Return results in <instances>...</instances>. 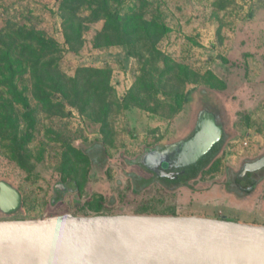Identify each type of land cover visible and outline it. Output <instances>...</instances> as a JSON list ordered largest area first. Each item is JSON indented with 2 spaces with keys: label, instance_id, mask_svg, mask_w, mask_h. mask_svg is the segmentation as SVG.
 <instances>
[{
  "label": "rangeland",
  "instance_id": "rangeland-1",
  "mask_svg": "<svg viewBox=\"0 0 264 264\" xmlns=\"http://www.w3.org/2000/svg\"><path fill=\"white\" fill-rule=\"evenodd\" d=\"M122 1L110 0L109 9L122 14L138 11L147 21L159 17L169 32L156 39H133L127 46L95 48L105 21L94 22L92 8L82 12L86 19L82 49L78 54L60 53L58 66L69 78L82 68L107 70L113 110L101 124L94 121L91 109L83 114L54 96L44 109L38 108L34 140L25 146L27 168L12 159L8 143L0 138V183L13 186L22 200L17 211H0V221L95 215L89 203L99 200L102 214L174 211L264 225V179L248 198L228 189L245 157L255 159L264 153V0ZM101 4L96 2L93 8ZM22 28L35 29L67 48L59 0H0V32L14 36ZM148 72L168 89L184 90L187 101L181 112L166 105L159 114H150L118 104ZM208 73L221 84L210 87ZM33 105L37 108L38 103L34 100ZM206 114L221 129V140L226 138L214 161L189 188L167 192L156 179L149 187L138 186L135 194L137 179L153 176L140 163L145 155L196 136ZM19 125L22 135L25 125ZM98 142L103 148L95 146ZM88 149H93L91 163L82 157ZM67 153L73 157L82 190L59 195L55 188L66 175Z\"/></svg>",
  "mask_w": 264,
  "mask_h": 264
},
{
  "label": "trees",
  "instance_id": "trees-1",
  "mask_svg": "<svg viewBox=\"0 0 264 264\" xmlns=\"http://www.w3.org/2000/svg\"><path fill=\"white\" fill-rule=\"evenodd\" d=\"M59 1L62 29L67 48L49 40L43 33L35 29L22 28L16 31L14 36L0 32V138L8 143L7 148L11 152L12 159L23 168H27L28 165L25 146L34 140L38 108L41 110L43 106L48 105L54 96L61 97L68 106L77 108L83 114L91 109L94 121L101 124H106L113 110V103L108 100L113 88L110 85L111 78L107 70L82 68L77 71L74 78H69L58 66L60 53L69 51L78 54L82 49L86 20L83 18L82 12L85 9L92 8L91 16L94 22L105 21L103 30L95 38V48L115 45L127 46L133 39L140 40L143 36L147 39H156L169 32L168 26L159 21V17L155 16L152 21H147L144 19V15L138 11L133 14H122L119 9H109L110 0ZM96 2H102L103 6L101 4V7L94 9ZM166 72L168 73V71ZM167 73H164L163 76ZM208 75L207 82L210 87H217L221 84V80L216 75L213 73H208ZM162 82L160 79L156 80L148 72L137 85L131 87L118 104L125 109L138 108L150 114H159L161 108L166 105L181 112L187 101L184 90L168 89ZM5 94L10 97H6ZM34 100L38 103L37 108L33 105ZM18 107L22 109L21 116H18L21 114ZM21 122L25 125L22 135L18 132ZM225 139L224 136L216 143L211 153L200 163L192 168L180 170L177 178L165 179L155 174L146 179L138 178V184L133 192L137 194L138 186L146 187L148 185L149 187L156 179H159L167 192H172L171 189L174 188H189L190 182L196 179L220 153ZM102 143L98 142V145L95 146L102 147ZM71 151L75 152L76 150L71 149ZM91 151L93 149H88L83 153V160H88L91 163ZM72 158V155L68 154L63 160L66 175L55 188L59 195L63 193L62 186L66 187L68 193L72 189L79 192L82 190L81 181H78V171ZM140 163L143 167L145 166L142 161ZM89 208L91 211L101 214L103 205L97 200L94 203H89ZM143 214H150V212L145 211ZM163 214L178 215L174 211Z\"/></svg>",
  "mask_w": 264,
  "mask_h": 264
},
{
  "label": "water",
  "instance_id": "water-1",
  "mask_svg": "<svg viewBox=\"0 0 264 264\" xmlns=\"http://www.w3.org/2000/svg\"><path fill=\"white\" fill-rule=\"evenodd\" d=\"M198 127L196 136L182 144L175 170L160 171L164 155L146 157V166L162 178L175 179L180 170L196 164L222 138L210 114ZM21 202L13 186L0 183L1 212L11 214ZM0 264H264V225L147 214L0 221Z\"/></svg>",
  "mask_w": 264,
  "mask_h": 264
},
{
  "label": "flooded vegetation",
  "instance_id": "flooded-vegetation-1",
  "mask_svg": "<svg viewBox=\"0 0 264 264\" xmlns=\"http://www.w3.org/2000/svg\"><path fill=\"white\" fill-rule=\"evenodd\" d=\"M194 137L195 136L192 135L188 139H185L178 143L165 145L161 148H157V149H153L149 151L145 155L144 159L142 160V163L145 165L143 167V165L141 164L142 167L144 169H147L150 173L155 174L158 177L162 178L161 175H159L157 172H154L152 169L146 166L145 158L146 157L148 158L149 156L154 155V154L155 156L156 155L157 156L159 155L167 156V160H163L161 162L159 169L161 172L173 171V169L174 170L176 169V165H177L176 162L179 159V156L181 154L183 155V152H181L183 150L182 144L189 142ZM214 145L209 149V151L206 154L202 156V158L198 159L196 164L200 163L204 158H206L207 155L211 153ZM195 152L192 150L191 154H195ZM152 159L153 160H149V161L153 165L155 163L154 159H156V157H152ZM194 165L187 166L186 168H192ZM166 179H169V178H166ZM263 179H264V153L259 155V157L255 159H253V157H245L244 161L241 163V167L239 171L235 174L232 173V176L230 180L228 181V189H229V192L231 193H236L237 195L239 194V196L248 198L254 193H256V191H258V188H259L258 185ZM61 188L63 190V193L61 195L68 193L66 187L62 186ZM183 188L186 189L187 187L178 188L176 192H178V190L183 189ZM147 215H151V214H147ZM176 216H185V215H176Z\"/></svg>",
  "mask_w": 264,
  "mask_h": 264
},
{
  "label": "crops",
  "instance_id": "crops-1",
  "mask_svg": "<svg viewBox=\"0 0 264 264\" xmlns=\"http://www.w3.org/2000/svg\"><path fill=\"white\" fill-rule=\"evenodd\" d=\"M248 144V143H247ZM242 152H244V151H242ZM242 152L240 153V154H242ZM246 157H250V156H246Z\"/></svg>",
  "mask_w": 264,
  "mask_h": 264
},
{
  "label": "built area",
  "instance_id": "built-area-1",
  "mask_svg": "<svg viewBox=\"0 0 264 264\" xmlns=\"http://www.w3.org/2000/svg\"><path fill=\"white\" fill-rule=\"evenodd\" d=\"M247 145V143H245V146Z\"/></svg>",
  "mask_w": 264,
  "mask_h": 264
}]
</instances>
